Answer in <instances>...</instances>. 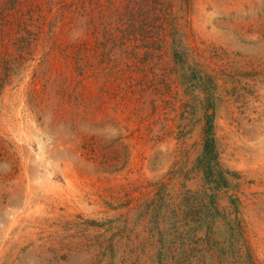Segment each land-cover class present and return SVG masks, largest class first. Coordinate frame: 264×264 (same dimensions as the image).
<instances>
[{
  "label": "rangeland",
  "instance_id": "1",
  "mask_svg": "<svg viewBox=\"0 0 264 264\" xmlns=\"http://www.w3.org/2000/svg\"><path fill=\"white\" fill-rule=\"evenodd\" d=\"M170 1L204 73H181L169 43L150 58L142 50L148 73H76L64 46L77 30L46 27L26 48L0 28V264H155L158 237L142 204L165 187L158 222L171 240L169 211L204 187L194 162L205 114L234 177L212 225L226 254L195 257L264 264V0ZM232 194L241 239L229 231L233 214L223 217Z\"/></svg>",
  "mask_w": 264,
  "mask_h": 264
},
{
  "label": "trees",
  "instance_id": "2",
  "mask_svg": "<svg viewBox=\"0 0 264 264\" xmlns=\"http://www.w3.org/2000/svg\"><path fill=\"white\" fill-rule=\"evenodd\" d=\"M182 1L187 6L189 0ZM180 20L182 17L174 13L170 0H0V28H5L4 33L9 37L15 33V41L26 48L46 27L51 32L56 29L58 33L77 30L79 36L75 41L64 46L66 59L70 60L76 73H148L141 62L142 50L143 55L150 58L166 43H169L173 61L181 73H204L198 70L197 63L190 61L188 39ZM30 26L36 33L29 30ZM18 32L25 35L18 36ZM115 50L119 51L118 57H114ZM121 78L126 77L122 75ZM208 78L205 74L199 78V88L207 95L206 112L208 104L212 105L208 103L211 96ZM204 117L201 150L194 162L204 187L200 193L187 190L181 199L182 209L169 211L175 219L169 228L174 233L171 240L164 236L158 222L159 210L169 207L165 187L159 186L142 204L139 217L150 225L148 232L153 234L155 230L158 237L155 264H192L195 256L200 254L219 262L226 254L214 238L212 225L222 216L218 194L231 192L230 180L234 174L221 167L214 126L208 114ZM228 198L232 212L223 217L229 218L233 214L228 221L229 231L241 239L239 201L234 194ZM179 223H183L181 231L177 228ZM202 227L204 235L198 237ZM244 252L243 255L251 260L249 252ZM196 260L198 264L202 262V258Z\"/></svg>",
  "mask_w": 264,
  "mask_h": 264
}]
</instances>
